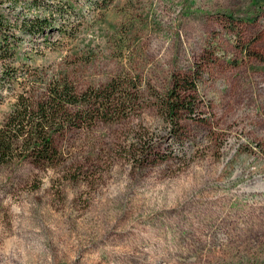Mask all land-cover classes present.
I'll list each match as a JSON object with an SVG mask.
<instances>
[{
  "label": "rangeland",
  "instance_id": "374dc122",
  "mask_svg": "<svg viewBox=\"0 0 264 264\" xmlns=\"http://www.w3.org/2000/svg\"><path fill=\"white\" fill-rule=\"evenodd\" d=\"M43 1L74 37L51 30L38 72L139 92L59 137L62 163L0 167V264H220L264 240V0ZM184 77L196 108L173 126L158 97Z\"/></svg>",
  "mask_w": 264,
  "mask_h": 264
},
{
  "label": "trees",
  "instance_id": "16d2710c",
  "mask_svg": "<svg viewBox=\"0 0 264 264\" xmlns=\"http://www.w3.org/2000/svg\"><path fill=\"white\" fill-rule=\"evenodd\" d=\"M48 2L12 0L5 7L0 0V89L8 88V95L14 97L12 110L0 125V167L18 159L45 167L62 163L59 137L74 128L122 117L139 92L131 91L125 79L81 91L68 75L46 68L38 72L34 65L51 48V30L64 38L74 37L72 32L61 31L65 28L64 7ZM58 18L61 23L55 22ZM26 39H41V43L29 47ZM195 91L196 85L184 77L175 79V88L158 97L169 124L179 125L185 114L195 112ZM220 264H264V240L236 248L234 261L225 259Z\"/></svg>",
  "mask_w": 264,
  "mask_h": 264
}]
</instances>
